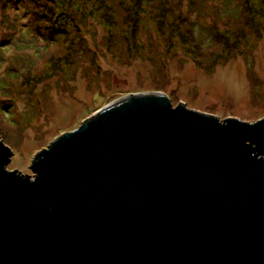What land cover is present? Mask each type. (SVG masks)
Instances as JSON below:
<instances>
[{
	"label": "water",
	"instance_id": "obj_1",
	"mask_svg": "<svg viewBox=\"0 0 264 264\" xmlns=\"http://www.w3.org/2000/svg\"><path fill=\"white\" fill-rule=\"evenodd\" d=\"M0 264H264V118L131 95L7 170Z\"/></svg>",
	"mask_w": 264,
	"mask_h": 264
},
{
	"label": "rangeland",
	"instance_id": "obj_2",
	"mask_svg": "<svg viewBox=\"0 0 264 264\" xmlns=\"http://www.w3.org/2000/svg\"><path fill=\"white\" fill-rule=\"evenodd\" d=\"M47 1L0 0V141L12 153L7 170L32 177L38 152L131 95L163 94L172 107L183 104L219 121L264 118V32L234 19L235 0H195L191 9L186 0H149L141 14L148 27L130 36L93 21L92 5L83 8L89 0H71L63 9L65 0H55L60 16L50 23L54 34H64L60 44L48 40L53 28L40 19L44 7L54 9ZM158 1L174 8L176 26L161 29L150 21L149 14L158 16ZM112 8L117 19L124 16L117 0ZM210 28L241 37L228 44L221 39L211 49ZM75 37L85 44L73 54Z\"/></svg>",
	"mask_w": 264,
	"mask_h": 264
},
{
	"label": "trees",
	"instance_id": "obj_3",
	"mask_svg": "<svg viewBox=\"0 0 264 264\" xmlns=\"http://www.w3.org/2000/svg\"><path fill=\"white\" fill-rule=\"evenodd\" d=\"M55 0H48L47 2H51L52 8L51 9L49 7H44L43 9L45 10L46 14L43 13V16L40 18L41 22L46 21L47 25H49L51 28V34L47 33L46 36H48V40L50 39L53 42H56L58 44H60L63 40H61V37L64 36L63 33H56L54 34V32L52 30H54V28L56 27L54 24L51 25V21L50 19L53 18L54 20L58 19V16H60L58 14V9L55 8L56 5H58L57 3H54ZM71 0H65V2H62L61 7L58 5V8L60 7L61 9H63L64 7H67L68 3ZM118 1V6L121 8L122 11L125 12L124 16H122L121 18L117 19V17L114 15L113 13V8H112V0H89L87 2L84 3L83 8L87 7L88 5H92L91 7V16L93 17V21H96L98 23H100L101 25H105L107 28H110L111 31L112 30H125L127 29L128 32L125 34H128L127 36L131 35H138V33L141 31V28H147L148 24H147V19H145L144 17H141V14L143 15L144 13H146L147 10H145V8H147L150 4L149 0H123L124 4L121 3V0H117ZM161 1V0H160ZM158 1L157 3H159L160 8L158 9V16L153 17L150 14L148 15L150 18L151 22H156V27L157 28H161V29H167L168 27H172V26H176L177 24V18L175 17L173 19V12H174V8L172 6H170L168 4V2H166V4L161 5V2ZM187 3L189 4L188 7L191 9L193 8V6L191 5L193 2H195V0H186ZM7 2V0H6ZM236 4V11H237V18L234 17V19H236V21H239V23L246 21L247 24H249L251 27H255V25H257L255 27V33L259 34L260 32H264V0H235ZM50 3V4H51ZM72 5L70 4L68 6V10H72ZM75 5H77L78 7H80V4H77L75 2ZM6 6V4H5ZM162 6V7H161ZM165 6V7H163ZM7 7V6H6ZM82 7V6H81ZM162 8V9H161ZM178 8V7H177ZM79 9V8H78ZM161 9V10H160ZM176 11V10H175ZM160 13V15H159ZM172 19V20H170ZM66 21L69 22L71 21L70 19L66 18ZM73 21V20H72ZM75 21V18H74ZM40 22V23H41ZM181 23H185L188 24L187 20L181 19ZM40 26V25H38ZM58 28L62 29L61 27V22L60 20H58ZM50 27H46L45 26V30L49 29ZM108 30V29H107ZM214 30V29H213ZM47 32V30H46ZM188 34H192V31L188 28L187 29ZM226 32L222 33V34H215L212 29L210 28V35H211V49H213L218 42H220L221 39H223L225 41L226 44L229 43V41L231 39H233L234 37H241V32H236L234 33V31L229 34L226 33V35L221 36L223 34H225ZM221 36V37H220ZM244 36V33H243ZM192 38L194 41H196L197 45H199L200 48V41L198 39L195 38L194 35H192ZM76 39L77 41H79V43H77L76 45ZM137 36L134 37V39H132V41H136ZM81 40L80 38H72L71 40V44L70 47L73 48L74 45L75 48H73L71 50V52L74 54L77 49L80 50L82 49V46L85 44L84 42H82L81 44ZM211 55V54H210ZM202 67V66H201ZM207 66H203V71H207L210 72L211 70H207ZM7 85H2L1 88L4 90L6 89Z\"/></svg>",
	"mask_w": 264,
	"mask_h": 264
}]
</instances>
